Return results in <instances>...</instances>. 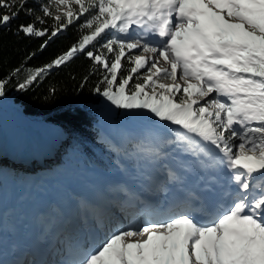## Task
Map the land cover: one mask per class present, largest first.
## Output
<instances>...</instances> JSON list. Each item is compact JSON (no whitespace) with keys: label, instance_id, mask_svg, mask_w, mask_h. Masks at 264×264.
<instances>
[{"label":"snow or ice","instance_id":"1","mask_svg":"<svg viewBox=\"0 0 264 264\" xmlns=\"http://www.w3.org/2000/svg\"><path fill=\"white\" fill-rule=\"evenodd\" d=\"M37 2L40 14L29 0H0V29L24 12L33 19L16 35L47 37L41 51L77 21L88 32L17 87L82 54L99 74L97 94L173 134L145 158L183 159L163 165V181L110 187L123 197L122 223L104 233L109 210H92L80 221L95 222L91 243L71 233L52 239L48 230L21 253L0 232V264H264V0ZM46 18L55 24L45 27ZM8 82L0 80V97ZM220 173L227 185L209 203L201 193L213 191ZM158 193L163 213L149 200Z\"/></svg>","mask_w":264,"mask_h":264},{"label":"trees","instance_id":"2","mask_svg":"<svg viewBox=\"0 0 264 264\" xmlns=\"http://www.w3.org/2000/svg\"><path fill=\"white\" fill-rule=\"evenodd\" d=\"M26 7L36 9V14H40L37 0H30ZM32 19L33 17L21 12L11 23L10 29H0V80H9L5 95L0 97V106L3 107L1 110L6 120L11 124H19L21 140L38 141L45 134L55 142L65 140L67 151L57 149V152L70 164L74 163L71 157L74 154V159L80 158L83 162H90L99 168H117V162L114 161L117 153L112 143L102 138L98 125L104 119L105 122L125 126L132 123L137 115L128 114L114 106L109 108L106 99L94 91L99 74L94 72L93 64L88 58L78 54L65 65L44 73L28 88L20 90L17 87L28 75L66 52L77 43L82 34L88 32L87 29H80L79 24L82 21H77L68 26L63 34L53 38L41 51L40 46L47 37L29 38L23 34L16 35L17 27L31 22ZM46 19L45 27L55 24L52 19ZM29 56L31 59H28ZM125 66L130 67L127 64ZM21 67L22 71L16 74L15 70ZM90 71L93 74L89 75ZM85 77H88L87 80ZM51 89L55 91L52 92ZM16 119L17 123H14ZM142 139L147 142L146 137ZM3 140L4 137L0 135V144ZM32 154L43 159L47 157L45 152L37 153L34 150ZM126 165L135 167L138 162L135 158L127 159ZM25 176L24 170L19 172L13 167L11 177L14 183L24 182ZM7 184L0 163V197ZM7 189L9 194L10 186Z\"/></svg>","mask_w":264,"mask_h":264},{"label":"bare ground","instance_id":"3","mask_svg":"<svg viewBox=\"0 0 264 264\" xmlns=\"http://www.w3.org/2000/svg\"><path fill=\"white\" fill-rule=\"evenodd\" d=\"M127 136H128V134L126 132H123V131H120L119 134L116 133V135H113V137H115L117 140H120V143L122 141H124V139H127ZM25 148L26 147H24L23 145H19V144H16L14 142L12 144L7 143V147L1 149V150H3L2 155L0 154V156L5 160L10 155H12L14 157V159H13L14 162H12V164H10V165L22 163V168H23L25 175H26L25 181L27 179V174H29V175L32 174V176L37 174L36 176H39L41 171L46 170L47 166L50 168V170H54L56 168L54 170L55 172L59 171L60 169H63L62 167H59L60 166V164H59L60 158L58 156H52L48 160L37 161V164H33L29 158L31 156L28 157L29 154L25 150ZM48 151H50V150L48 149ZM118 159H119V161L121 160L122 169H126L129 171V172H127L128 175H126L123 170H120V168L118 171V170H115L114 167H112V166H109L108 168H99L93 164L85 163L84 165H82L83 172L85 174L84 177H93L94 179H96L102 183L105 182L106 179H109L111 182H113L115 184V186L123 185L122 183L121 184L118 183L119 179L121 177H123L129 181L130 186L132 185L133 187H135V186L145 185V184L149 183V180H151L153 183H155L159 180L163 181L165 179V172H164L163 165L167 164L169 166L175 167V164H173V162H171L169 159H166L164 161L161 160L160 162L157 161L155 163L147 161L146 164L142 163L141 165H138L139 170L138 169L133 170V169L126 166V161H124L122 158H118ZM49 164H51V166ZM124 167H126V168H124ZM65 168H68V166H66ZM117 171H118V173H117ZM59 172H61V171H59ZM202 175H206V174H202ZM45 176H48V175H45ZM45 178H47V177H45ZM82 178H80V179L82 180ZM221 178L224 179L225 181H227L226 174L221 175ZM41 182H43V180H41L40 178H37L36 180H33L29 184V186L35 187V186H38L39 184H42ZM12 184H13V182H12ZM19 187L20 186L15 184L11 188L14 189L15 192H17V195L20 197ZM107 191H108V198H107L105 204L108 206H116L119 208V206L122 202H120V201L113 202L111 199V195L112 194H120V193L118 191H110L109 189H107ZM7 192H8V189L6 188V190H4L2 192L3 195L0 197V200H1L0 204L3 205L0 207V209H1V211H0V224H3L6 221V219H8L7 217L9 216L11 211L14 209L12 207H15V206H11V204L13 202L18 201V199H17L18 197L15 194L12 197L11 203L6 204L5 202H6ZM155 197H156L155 202L152 205L161 209L162 208L161 200L163 198V194L158 193L155 195ZM69 203H70V201H69ZM15 204L16 203H14L13 205H15ZM66 207L67 208H66L65 212H62L61 210H59L63 215V217H62L63 218V222H62L63 225L61 227L63 234L66 235L67 232H69L71 229H73V227H75L78 230V232H80L79 236H81V234L85 235V239L89 243H91V236L86 232V230L93 229L95 222L90 221L89 225H87V226L81 225L80 221L86 214H81L77 210V207L74 204H67ZM97 207H99V206H92V209L94 210ZM51 208L57 209L54 206H51ZM108 210H109L108 215L104 221V228L102 229V232H104V233H107L110 229H113L118 224L122 223V219H121L122 215H123L122 213H117L112 208H109ZM69 211H72V213L69 214L68 213ZM128 211L134 213V209H128ZM36 225L38 226L39 229L47 227L42 222H39ZM39 229H37L38 232L40 231ZM45 231H47V230H45ZM0 232H2L1 229H0ZM39 235H41V234H39Z\"/></svg>","mask_w":264,"mask_h":264},{"label":"rangeland","instance_id":"4","mask_svg":"<svg viewBox=\"0 0 264 264\" xmlns=\"http://www.w3.org/2000/svg\"><path fill=\"white\" fill-rule=\"evenodd\" d=\"M40 3H45V2H40ZM178 79H179V73H178ZM107 106L109 108H113V106L110 104V102H107ZM2 108L3 107L0 106V135H2L4 137L3 142L0 144V151H1L0 154L1 155H2V151H3L1 149L7 147V143L12 144L14 142L16 144L23 145L24 147H26L25 148L26 151L28 149H29V151L35 150L37 153L47 151L48 156L44 159L41 157L33 155L31 152H30V154H31L30 155L29 152L27 151L29 154L28 157L31 156L29 158L33 164H37V161L48 160L52 156H58L60 158V163H59L60 166L59 167L65 168L66 166H68L76 173H80L83 171L82 165H84L85 162H83L80 158L74 159L75 155L71 154V157H73L74 163L70 164L69 162H67V160L64 156H62L60 153L57 152V149H63V151H65V152L67 151L65 140H61L59 142L52 141L51 138H49L48 134L43 135L38 141L21 140L20 139V132L21 131L18 128L19 124L16 122L18 119H16L14 121V123H17L18 125L17 124H11L9 121L6 120L4 113L1 110ZM103 120L104 119H102V121L98 125V127L101 129L102 138L105 141L112 143V145H113V147L117 153L115 158H114V161L117 162V168H120V170H123L126 175H128L127 172H129V171L126 169H122L121 160L119 161L118 158H122L124 161H126L127 159L135 158L139 165H141L142 163L146 164L147 161H149V159L145 158L146 153L149 150L154 149V148L150 143H148V141L145 142L142 139L145 136V129L146 128H151L152 130H154V128L157 127L158 130H160V132L166 131L168 133L169 136L167 139L173 138V134L167 128H164V127L152 122L151 120L145 119L142 115L136 116V118L134 119V121L132 123L126 124L124 126L126 128L120 126V124H114L112 122H105ZM10 121L13 122L12 120H10ZM120 131L126 132L128 134V136H127V139H124V141H122L121 143H120V140H118L120 143L119 147H118L116 145V142H118V141L115 137H113V135H116V133L119 134ZM111 138L115 142V145H114V142L111 141ZM140 147L143 148V150H144L143 152L138 151V148H140ZM48 149L50 151H48ZM164 151H168V149H164ZM168 159L171 162H173V164L176 165V160L177 159H183V157H180L179 154H177L176 156L169 157ZM0 163L3 166V176L8 181V184L6 185V187L8 188L9 186L10 187L13 186V184H12L13 180L11 177L13 167H15L19 172H23L22 165H20V164L10 165V164H12V162L7 160V159L5 160L2 157H0ZM49 165L51 166V164H49ZM124 168H126V167H124ZM137 169L139 170V168H137ZM54 170H50V168L47 166L46 170L41 171L39 176H36L37 174H35L34 176H32V174L31 175L27 174L26 181H24L20 184H17V185L22 188L23 194L27 193L31 187V186H29V184L33 180H36L37 178H40L41 180H45V177H49V176L53 175V173L55 172ZM221 174H223V173H220L219 175H221ZM45 175H48V176H45ZM43 184H45V183H43ZM0 202H1V200H0ZM1 206H3V205L0 204V207Z\"/></svg>","mask_w":264,"mask_h":264}]
</instances>
